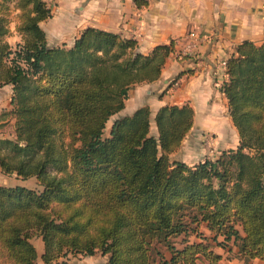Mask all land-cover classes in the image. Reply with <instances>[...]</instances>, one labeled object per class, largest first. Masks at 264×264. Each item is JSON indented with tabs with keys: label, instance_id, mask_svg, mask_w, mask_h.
<instances>
[{
	"label": "trees",
	"instance_id": "16d2710c",
	"mask_svg": "<svg viewBox=\"0 0 264 264\" xmlns=\"http://www.w3.org/2000/svg\"><path fill=\"white\" fill-rule=\"evenodd\" d=\"M49 16L43 0H0V86L11 85L15 118L13 137L0 138V173L38 185L0 184V264H70L69 253L218 264L214 248L230 244L245 263L264 261V40H242L226 60L237 145L187 165L168 154L191 126L188 104L160 106L155 135L141 106L103 136L129 88L159 77L173 41L142 54L134 39L87 26L70 46L48 47L39 22Z\"/></svg>",
	"mask_w": 264,
	"mask_h": 264
},
{
	"label": "crops",
	"instance_id": "0c3cea01",
	"mask_svg": "<svg viewBox=\"0 0 264 264\" xmlns=\"http://www.w3.org/2000/svg\"><path fill=\"white\" fill-rule=\"evenodd\" d=\"M45 3L50 16L40 21L39 26L48 47L70 46L87 26L134 39L136 50L142 54L155 45L173 41L174 51L165 59L159 77L131 86L115 118L147 106L153 122L160 106L188 104L192 109V122L179 147L187 145L183 144L184 137L201 131L216 136L221 145L219 150L237 145V132L221 89L227 76L218 61L232 54L242 40L255 44L264 40V0H51ZM10 30L5 40L13 45L20 41V36L13 25ZM189 32L195 33L197 38L189 37ZM175 53L180 55L176 57ZM10 95L11 85H1L0 138L13 137L15 118ZM150 127L155 131L154 123ZM172 160L189 165L181 158ZM37 239L33 237L31 242L39 254L42 248ZM214 251L220 254L218 264H264L257 258L245 263L235 256L236 247L231 244L229 249L215 247ZM98 255L100 260L96 264H105L106 256ZM78 261L69 260V263L81 264Z\"/></svg>",
	"mask_w": 264,
	"mask_h": 264
},
{
	"label": "rangeland",
	"instance_id": "374dc122",
	"mask_svg": "<svg viewBox=\"0 0 264 264\" xmlns=\"http://www.w3.org/2000/svg\"><path fill=\"white\" fill-rule=\"evenodd\" d=\"M44 2L51 3V0H43ZM12 4L10 3V6ZM14 12V13H13ZM13 14H16L15 11H12ZM13 16V15H12ZM13 25V24H12ZM10 25V26H12ZM115 115H112L107 120L104 130H103V136L107 135L108 129L110 126V123L115 118ZM150 125H153V122L150 120ZM14 129V125H13ZM149 133L152 135H155V131L149 127ZM183 144H187L186 146H177L172 152L171 155H169V159H183L189 165H192L191 163H196L199 160H202L204 158H214L217 155L218 150L220 149V144L218 143V140L215 135L209 133L208 131H201L198 132L195 135L189 136L188 138L184 137ZM182 144V145H183ZM0 184L3 185H16L21 184L30 188L38 189V185L34 178H28L25 180H22L15 176L14 173L11 174H3L0 173ZM201 229V228H200ZM203 230V229H201ZM189 239H193V235H189ZM35 240V238H34ZM179 238H174L172 241L178 245ZM37 243L39 248H42L41 241L37 239ZM79 255V256H78ZM68 262L69 260H72V263H75V261H78V263L81 264H96L99 262L100 257L98 253L96 255H81V254H67ZM97 260V261H96ZM202 264H206L205 262H201ZM36 264H42L41 261L37 258Z\"/></svg>",
	"mask_w": 264,
	"mask_h": 264
},
{
	"label": "built area",
	"instance_id": "2783aa9c",
	"mask_svg": "<svg viewBox=\"0 0 264 264\" xmlns=\"http://www.w3.org/2000/svg\"><path fill=\"white\" fill-rule=\"evenodd\" d=\"M188 35H189V37H191V38H193V39L197 38L196 34L193 33V32H189ZM189 47L191 48V45L187 46L188 49H189ZM175 55H176V57H178L180 54H179V53H175ZM226 60H227V58H222V59H220V60L218 61V65L222 68V71L224 72V74H226V73H225V69H226Z\"/></svg>",
	"mask_w": 264,
	"mask_h": 264
}]
</instances>
